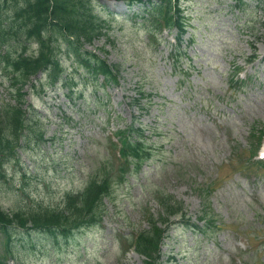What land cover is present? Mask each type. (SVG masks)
<instances>
[{"label": "rangeland", "instance_id": "1", "mask_svg": "<svg viewBox=\"0 0 264 264\" xmlns=\"http://www.w3.org/2000/svg\"><path fill=\"white\" fill-rule=\"evenodd\" d=\"M180 4L188 75L172 68L175 29L151 38L134 16L139 4L90 0L109 27L84 49L119 65V83L103 87L83 75L81 58L63 44L59 57L74 92L59 84L27 95L38 118H29L18 153L0 165L4 210L61 208L92 178L114 181L99 225L91 221L58 241L13 228L10 264H143L135 251L121 254L117 237L148 228V211L159 218L157 192L182 201L189 223L200 226L173 218L161 264H264V167L250 157L251 128L264 126V0ZM236 66L244 84L229 81ZM11 89L0 62V107L14 104ZM135 120L151 155L139 170L121 171L108 137ZM203 210L212 222H198ZM3 247L0 234V256Z\"/></svg>", "mask_w": 264, "mask_h": 264}, {"label": "trees", "instance_id": "2", "mask_svg": "<svg viewBox=\"0 0 264 264\" xmlns=\"http://www.w3.org/2000/svg\"><path fill=\"white\" fill-rule=\"evenodd\" d=\"M124 1L133 5L143 0ZM146 1L149 5L138 16L143 18L147 33L156 37L164 28H176L177 40L181 43L188 31L179 0ZM89 3L90 0H0V62L5 78L13 87L11 94L14 101V104L2 103L0 107V165L3 157L17 153L18 142L23 137L29 118H38L30 103L27 104V95L38 90L44 93L59 84L73 91L74 83L69 82L70 77H64L66 70L59 57L63 44L81 58L83 75L97 79L103 76L105 84L118 83L120 66L109 64L84 49L85 44H93L106 36L105 30L109 27L108 22L100 18ZM183 56L187 57L186 50L176 48L172 54L173 64L178 66ZM39 74L42 77L38 78ZM256 133L257 128L253 127L252 138ZM117 135L120 146L113 144L112 149L115 151L119 148V158L124 162L121 171L139 170L150 158L153 147L147 141L145 129L141 124H131L126 129L118 130ZM112 181L109 174L92 178L86 192L68 195L64 206L57 209L39 208L9 213L0 207V229L7 238V255L14 256L10 233L14 227L46 231L58 241L61 238L59 234L66 237L91 221H100L104 199H107L113 187ZM156 198L160 208L159 218L148 211L146 219L149 228L138 232L127 243V247H133L145 256L144 264L161 263V246L168 235L172 218L184 219L187 216L184 203L174 196L157 192ZM205 213L203 210L199 220L212 222ZM7 260V257H0V264H7Z\"/></svg>", "mask_w": 264, "mask_h": 264}, {"label": "bare ground", "instance_id": "3", "mask_svg": "<svg viewBox=\"0 0 264 264\" xmlns=\"http://www.w3.org/2000/svg\"><path fill=\"white\" fill-rule=\"evenodd\" d=\"M179 3H180V0H179ZM185 15V14H184ZM185 17H186V15H185ZM187 21V20H186ZM186 28H187V26H186ZM187 31H188V29H187ZM173 52V50L170 52V53H172Z\"/></svg>", "mask_w": 264, "mask_h": 264}]
</instances>
